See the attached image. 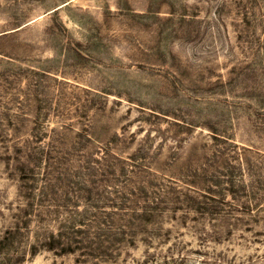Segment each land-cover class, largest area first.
Returning <instances> with one entry per match:
<instances>
[{
  "label": "rangeland",
  "instance_id": "1",
  "mask_svg": "<svg viewBox=\"0 0 264 264\" xmlns=\"http://www.w3.org/2000/svg\"><path fill=\"white\" fill-rule=\"evenodd\" d=\"M0 264H264V0H0Z\"/></svg>",
  "mask_w": 264,
  "mask_h": 264
}]
</instances>
